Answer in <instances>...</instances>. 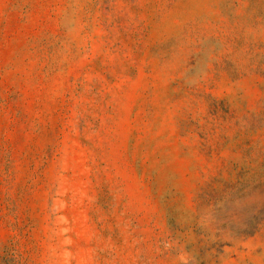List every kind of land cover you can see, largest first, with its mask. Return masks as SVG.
I'll return each instance as SVG.
<instances>
[{
	"label": "rangeland",
	"instance_id": "1",
	"mask_svg": "<svg viewBox=\"0 0 264 264\" xmlns=\"http://www.w3.org/2000/svg\"><path fill=\"white\" fill-rule=\"evenodd\" d=\"M0 264H264V0H0Z\"/></svg>",
	"mask_w": 264,
	"mask_h": 264
}]
</instances>
